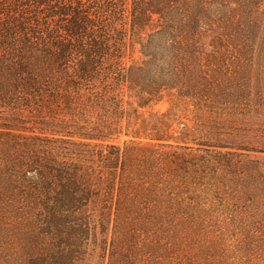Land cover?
<instances>
[{"label":"trees","instance_id":"1","mask_svg":"<svg viewBox=\"0 0 264 264\" xmlns=\"http://www.w3.org/2000/svg\"><path fill=\"white\" fill-rule=\"evenodd\" d=\"M209 4L0 0V211L26 227L23 264H84L94 227H121L102 264H137L131 227L179 224L186 170L208 160L176 151L185 126L153 107L194 96Z\"/></svg>","mask_w":264,"mask_h":264},{"label":"rangeland","instance_id":"2","mask_svg":"<svg viewBox=\"0 0 264 264\" xmlns=\"http://www.w3.org/2000/svg\"><path fill=\"white\" fill-rule=\"evenodd\" d=\"M208 16L213 37L185 58L182 89L194 96H165L153 107L185 126L178 134L173 125L176 151L208 162L196 172L187 166L194 179L176 227H131L144 231L137 264H264V0H210ZM120 229L94 227L98 240L85 263L102 264L100 239ZM25 230L0 211V264H23Z\"/></svg>","mask_w":264,"mask_h":264}]
</instances>
